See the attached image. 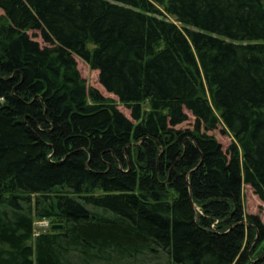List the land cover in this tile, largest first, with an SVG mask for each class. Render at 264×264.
<instances>
[{
  "label": "trees",
  "instance_id": "trees-1",
  "mask_svg": "<svg viewBox=\"0 0 264 264\" xmlns=\"http://www.w3.org/2000/svg\"><path fill=\"white\" fill-rule=\"evenodd\" d=\"M0 10V264H264V0Z\"/></svg>",
  "mask_w": 264,
  "mask_h": 264
},
{
  "label": "rangeland",
  "instance_id": "rangeland-1",
  "mask_svg": "<svg viewBox=\"0 0 264 264\" xmlns=\"http://www.w3.org/2000/svg\"><path fill=\"white\" fill-rule=\"evenodd\" d=\"M0 15H3V12L1 10H0ZM28 34L31 36L32 39H34L35 41H38L41 44V46H46V44L43 42L41 38L39 31H29ZM90 48L93 49L94 46L90 45ZM77 62H78V69L82 77L87 81L88 87L97 89L101 92V94L104 97L114 100L119 110L123 112L128 118L132 119L130 110L126 106L121 104L117 97L108 93L104 89V87L100 84L99 72L91 70L89 66L85 64L82 60H80L79 58H77ZM144 107L147 108L148 104H145ZM188 114H189V121L182 125H179L177 129H181V130L194 129L195 118L192 116L191 113L188 112ZM209 134L214 135L217 138V140L223 145V148L225 151L229 148V146L233 142V137L230 134H224L222 132V127H219L218 130L212 131ZM243 206H244L245 214L247 216L249 215L258 216L260 220L262 221V223L264 224V203L255 195V193L253 192V189L249 185H246V184L244 185V188H243ZM37 222L39 221H36L35 223L36 235H38V233H40L41 231H46V229H48V227L40 229L37 226Z\"/></svg>",
  "mask_w": 264,
  "mask_h": 264
},
{
  "label": "built area",
  "instance_id": "built-area-1",
  "mask_svg": "<svg viewBox=\"0 0 264 264\" xmlns=\"http://www.w3.org/2000/svg\"><path fill=\"white\" fill-rule=\"evenodd\" d=\"M37 226L41 229V228H46L49 227V222L44 220V221H39L37 222ZM40 234V233H38Z\"/></svg>",
  "mask_w": 264,
  "mask_h": 264
},
{
  "label": "water",
  "instance_id": "water-1",
  "mask_svg": "<svg viewBox=\"0 0 264 264\" xmlns=\"http://www.w3.org/2000/svg\"><path fill=\"white\" fill-rule=\"evenodd\" d=\"M53 228L54 229L63 228V225H54Z\"/></svg>",
  "mask_w": 264,
  "mask_h": 264
}]
</instances>
